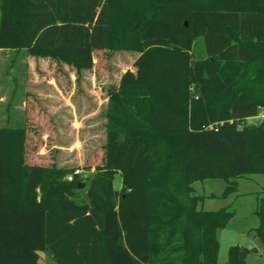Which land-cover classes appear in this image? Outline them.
I'll list each match as a JSON object with an SVG mask.
<instances>
[{
  "label": "trees",
  "instance_id": "obj_1",
  "mask_svg": "<svg viewBox=\"0 0 264 264\" xmlns=\"http://www.w3.org/2000/svg\"><path fill=\"white\" fill-rule=\"evenodd\" d=\"M0 50L76 79L95 52L139 53L107 90L84 196L73 170L26 163L25 126L0 127V264H41L39 252L56 264H217V233L235 214L204 210L193 184L223 180L226 199L264 175V117L246 123L264 114V0H0ZM250 252L232 246L226 264Z\"/></svg>",
  "mask_w": 264,
  "mask_h": 264
},
{
  "label": "rangeland",
  "instance_id": "obj_2",
  "mask_svg": "<svg viewBox=\"0 0 264 264\" xmlns=\"http://www.w3.org/2000/svg\"><path fill=\"white\" fill-rule=\"evenodd\" d=\"M195 60L204 59L201 40L193 44ZM137 52H95L93 68L83 71L76 79L74 70L56 65L50 60L36 61L25 51L15 53L0 50V127H26V163L44 167L73 170L82 180V196L94 168L101 164L105 144L104 112L107 90L117 87L126 71H135ZM258 118L247 120L253 124ZM78 172V173H77ZM68 175L66 179L69 180ZM256 176V177H252ZM238 180L236 194L226 199L220 197L225 182L207 179L195 183L197 194L217 197L204 201L203 208L213 210L230 206L234 217L226 228L217 233L219 243L217 264H225L228 249L232 246L251 247L250 231L258 225L255 215L257 192L242 195L245 191H261L264 175H252ZM113 186L121 187L120 174L115 175ZM196 196V193L193 192ZM41 264H56L46 253L39 252ZM248 264H264L253 252L246 259Z\"/></svg>",
  "mask_w": 264,
  "mask_h": 264
},
{
  "label": "crops",
  "instance_id": "obj_3",
  "mask_svg": "<svg viewBox=\"0 0 264 264\" xmlns=\"http://www.w3.org/2000/svg\"><path fill=\"white\" fill-rule=\"evenodd\" d=\"M264 117V114L262 113V112H260L259 113V115L257 116V117H255V118H258V119H262ZM250 176H248V177H244V178H249ZM252 177H256V176H252ZM249 180H251V181H254L255 179L254 178H249ZM203 182H205V181H203ZM198 183V182H197ZM194 186H195V184H193V190H194V192L196 193V196H201V197H203V202L202 203H204V201H206V200H208V199H212V197L211 196H215V197H217L216 195H211V194H197V192L195 191V188H194ZM239 187H240V184H239V182H238V188H237V191H238V189H239ZM261 188H262V190L261 191H245L242 195H248V194H253L254 192H257V194H260L263 190H264V187H263V185H261ZM253 192V193H252ZM237 193V192H236ZM235 193V194H236ZM257 198L258 197H256V205H257ZM201 207L203 208V205H201ZM256 208V207H255ZM204 209V208H203ZM204 210H208V211H215V210H213V208H210V207H205V209ZM218 210V209H217ZM256 210V209H255ZM255 210H254V213H255ZM258 224H259V221H258ZM258 226V225H257ZM257 226L255 227V228H257ZM255 228H253L251 231H250V234L252 235V237H253V242L254 241H257L256 242V244H254V245H252L251 247H245V248H248L249 250H251V252H253V254L254 255H256V258L258 259V260H262V259H264V253H263V245H262V243L260 242V240L256 237V235H255V232H254V230H255ZM226 264V263H225Z\"/></svg>",
  "mask_w": 264,
  "mask_h": 264
},
{
  "label": "water",
  "instance_id": "obj_4",
  "mask_svg": "<svg viewBox=\"0 0 264 264\" xmlns=\"http://www.w3.org/2000/svg\"><path fill=\"white\" fill-rule=\"evenodd\" d=\"M79 187H82V185H80Z\"/></svg>",
  "mask_w": 264,
  "mask_h": 264
},
{
  "label": "built area",
  "instance_id": "obj_5",
  "mask_svg": "<svg viewBox=\"0 0 264 264\" xmlns=\"http://www.w3.org/2000/svg\"><path fill=\"white\" fill-rule=\"evenodd\" d=\"M78 173V172H77ZM70 179V178H69Z\"/></svg>",
  "mask_w": 264,
  "mask_h": 264
}]
</instances>
